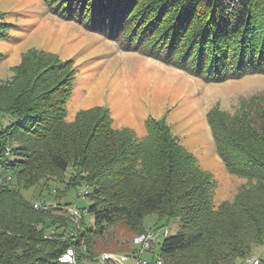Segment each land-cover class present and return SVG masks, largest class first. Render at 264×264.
Masks as SVG:
<instances>
[{
    "label": "trees",
    "instance_id": "obj_1",
    "mask_svg": "<svg viewBox=\"0 0 264 264\" xmlns=\"http://www.w3.org/2000/svg\"><path fill=\"white\" fill-rule=\"evenodd\" d=\"M43 2L57 17L119 34L129 49L208 82L264 74V0ZM4 19L0 13L2 42L13 30ZM13 71L0 84V264H65L60 258L70 248L75 264H84V246L89 250L120 222L140 235L151 229L144 222L153 214L159 222L181 221L177 234L158 245L162 264H237L254 247L264 249L263 108L251 103L252 110L243 104L233 115L207 114L226 171L247 180L233 201L217 207V179L165 120L149 116L144 137L116 128L100 106L69 122L71 61L32 49ZM52 182L65 187L52 192ZM38 187L36 208L23 193ZM73 188L90 202L77 209V221L55 213H68ZM90 216L94 225L86 222Z\"/></svg>",
    "mask_w": 264,
    "mask_h": 264
},
{
    "label": "rangeland",
    "instance_id": "obj_2",
    "mask_svg": "<svg viewBox=\"0 0 264 264\" xmlns=\"http://www.w3.org/2000/svg\"><path fill=\"white\" fill-rule=\"evenodd\" d=\"M0 13L13 25L8 41H0V52L4 55L0 62V84L12 79L14 67L29 50L54 53L64 62L71 61L76 71L73 95L66 106L67 121H74L81 110L100 106L111 112L116 128H130L144 137L149 116L165 120L173 136L199 158L202 170L217 179V207L222 202L233 201L246 186L247 180L229 174L217 155L207 114L219 110L233 115L243 104L252 110L251 103L264 109V74H248L223 83L208 82L129 49L119 34L95 31L80 22L57 17L48 12L43 0H0ZM57 186L65 187L52 182L50 191ZM39 191L38 187L24 191L23 195L40 207ZM80 194L79 188L71 189L65 199L72 204L68 213L62 210L55 213L75 216V211L90 204ZM86 222L94 225V218L87 217ZM144 224L162 234L167 230L170 236L177 234L181 227L180 219L159 222L155 214L148 216ZM136 236L139 234L123 222L118 223L97 238L89 250L84 246V253L89 256L84 257V264H107L102 258L112 253L130 256L124 264H136ZM263 255L262 246L254 247L251 258L237 264H253ZM159 259V249L142 254V260L148 264H157Z\"/></svg>",
    "mask_w": 264,
    "mask_h": 264
},
{
    "label": "built area",
    "instance_id": "obj_3",
    "mask_svg": "<svg viewBox=\"0 0 264 264\" xmlns=\"http://www.w3.org/2000/svg\"><path fill=\"white\" fill-rule=\"evenodd\" d=\"M35 207L38 208L39 204H35ZM75 218L79 216V212L75 211ZM169 232L166 230L164 234L160 231L148 229L146 232L136 236L134 239L135 247V260L136 264H148L146 261L142 260V254L145 252H154L158 249V245L162 239V236H167ZM103 260L107 261L110 264H124L125 262L131 259L130 256L122 255L118 256L114 253L106 254ZM60 261L65 264H75L76 263V254L74 249L70 248L68 251L61 256ZM157 264H162V260L159 259ZM253 264H259V260H256Z\"/></svg>",
    "mask_w": 264,
    "mask_h": 264
}]
</instances>
